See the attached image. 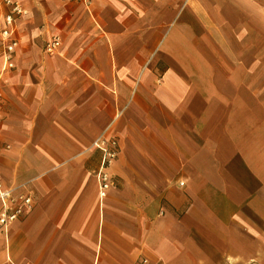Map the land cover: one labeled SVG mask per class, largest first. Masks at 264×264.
<instances>
[{
    "label": "crops",
    "instance_id": "0c3cea01",
    "mask_svg": "<svg viewBox=\"0 0 264 264\" xmlns=\"http://www.w3.org/2000/svg\"><path fill=\"white\" fill-rule=\"evenodd\" d=\"M17 1L0 264H264V0Z\"/></svg>",
    "mask_w": 264,
    "mask_h": 264
},
{
    "label": "built area",
    "instance_id": "2783aa9c",
    "mask_svg": "<svg viewBox=\"0 0 264 264\" xmlns=\"http://www.w3.org/2000/svg\"><path fill=\"white\" fill-rule=\"evenodd\" d=\"M75 1V0H63ZM86 5H90L93 0H78ZM1 5L8 8V11L2 17V25L0 26V41L4 48V66L5 68H13V54L19 41L15 37L16 18L27 14V10L17 0H1ZM60 45L58 38L48 42L46 50L53 53ZM102 151L103 157L98 171L100 178L101 196L107 195V190L112 185V176L109 172L110 166L114 163L119 154V144L116 139L105 140L100 139L95 144ZM181 184H183L181 182ZM0 198L3 207L0 210V230H5L11 223L20 218L26 209H30L33 205V198L29 194L14 195V190L3 189L0 185ZM142 264H147V260L143 259Z\"/></svg>",
    "mask_w": 264,
    "mask_h": 264
}]
</instances>
